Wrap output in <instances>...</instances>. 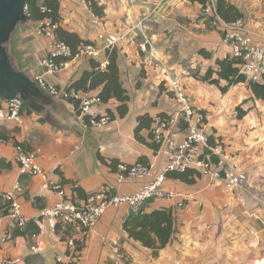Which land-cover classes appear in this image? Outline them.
I'll list each match as a JSON object with an SVG mask.
<instances>
[{
	"label": "crops",
	"instance_id": "crops-1",
	"mask_svg": "<svg viewBox=\"0 0 264 264\" xmlns=\"http://www.w3.org/2000/svg\"><path fill=\"white\" fill-rule=\"evenodd\" d=\"M59 1L63 29L99 48L103 47L98 40L100 32L121 38L116 48L121 81L130 97L129 111L121 118L118 101L102 103L93 107L91 115L108 116L110 110L115 119L104 127H87L79 117L76 103L41 91L43 98L31 105L25 103L28 108L22 112L24 124L17 127L7 121V101L0 100V137L9 140L0 146V192L10 190L21 178L24 194L20 202L28 221L27 231V226L13 230L12 221L3 220L0 264L6 259L18 260L17 264H264V96L262 89L259 95L249 84L231 87L223 94L219 87L195 78L196 68L200 67L203 75L215 66L216 59L229 54L219 32L211 33L216 45L198 47L196 29L205 26L190 21L197 17L200 4L189 0H97L104 7V16L97 17L86 0ZM227 1L244 15L254 42L264 47V0ZM33 27L31 22L20 24L10 43L17 67L31 80L43 73L41 59L51 46L50 40L35 36ZM146 39L150 45L143 52L140 46ZM203 48L212 54L211 58L199 53ZM104 60L106 56L100 60L77 59L58 76L46 79L68 88L91 70L93 61ZM166 75L178 80L198 110L204 112L212 143L221 144L230 155L225 169L244 173L246 184L229 191L222 181L206 176L195 178L194 184L167 177L166 192L190 194L195 199L183 207H177L175 198L157 199L145 205L146 212L167 208L175 214L177 231L173 241L157 258L152 250L125 233L123 225L129 211L124 205L108 208L97 227L88 233L73 228L66 234L54 233L40 216L61 197L44 189L39 176L21 177L14 160L15 143L35 152L48 177L75 202L104 188L116 195H132L146 182L117 183L118 171H113L110 163L151 164L155 176L165 167V154L138 141L135 129L141 116L149 115L156 123L160 114L168 117L178 111L174 95L164 82ZM101 89L85 94L98 96ZM154 124L141 133L148 142ZM185 133L186 126L182 124L177 138L183 139ZM9 230L11 235L2 241ZM69 238L82 240L83 248L76 257L69 252Z\"/></svg>",
	"mask_w": 264,
	"mask_h": 264
},
{
	"label": "built area",
	"instance_id": "built-area-1",
	"mask_svg": "<svg viewBox=\"0 0 264 264\" xmlns=\"http://www.w3.org/2000/svg\"><path fill=\"white\" fill-rule=\"evenodd\" d=\"M27 10V8H26ZM45 12L46 8H42ZM203 14L211 26L220 33L223 46L228 49V56L241 61L240 72L250 84L264 86V47L256 44L253 34L246 21L239 18L235 21H225L218 13L217 1L207 0L202 7ZM58 24H52L50 20H43L34 26V34L39 38L51 41V46L41 59L43 73L35 75L32 81L36 86L52 98L62 101L78 103L79 117L87 127H104L111 122L108 116L93 117V107L101 105L102 101L97 96H88L75 89L61 88L47 81V77H56L77 59L100 60L106 56L107 51L117 49L121 38L100 32L98 40L103 44L102 48L95 45H82L76 54L64 42L59 41L55 36ZM150 41L148 39L140 46L143 52L147 51ZM100 68L104 70L108 64L107 60L99 61ZM164 82L168 85L170 92L178 104V111L173 115L160 118L154 124L151 135L153 141L159 145V150L166 156V165L158 174H153V165L138 163L132 166L118 165L117 183L142 180L146 183L132 195H116L111 189L103 190L88 195L82 202H75L66 197L60 184L53 182L47 173L38 164V156L35 152L28 150L23 144L15 143L14 160L19 166L22 176H39L43 181V188L57 192L61 200L54 206L41 212V219L44 220L54 233L60 227V232H68L71 228L80 230L84 234L94 230L99 224L104 212L111 207L126 206L129 213L138 212L150 200L173 199L177 200V207H183L185 202L193 201L195 197L190 194H173L164 190V182L167 174L173 172H185L188 169L198 171L201 176L212 180L222 181L229 191L242 188L247 182L244 173L233 169H225L222 166L230 159V155L221 144L211 147L208 144V131L206 127V116L201 111L192 108L188 96L178 80L166 75ZM7 121L22 127L24 124L23 100L17 97L7 101ZM186 126V133L183 139L177 138V131L181 125ZM9 140L0 138V146L5 145ZM210 155H206V152ZM217 157L219 165H215L211 157ZM24 194V185L18 179L13 187L0 192V226L5 218H9L13 230H24L27 226V219L23 215L20 198ZM11 229V230H12ZM66 234V233H64ZM11 235L10 230L2 239L5 241ZM76 240H66L69 252L75 254ZM37 251L36 248H32ZM72 255V256H73ZM15 259H6L2 264H17ZM62 263L61 259H58Z\"/></svg>",
	"mask_w": 264,
	"mask_h": 264
},
{
	"label": "trees",
	"instance_id": "trees-1",
	"mask_svg": "<svg viewBox=\"0 0 264 264\" xmlns=\"http://www.w3.org/2000/svg\"><path fill=\"white\" fill-rule=\"evenodd\" d=\"M189 1L191 3H198L202 7L207 4V0ZM86 2L89 4L90 9L95 16H104V7L100 6L97 0H86ZM26 8L27 16L34 26L38 22L43 20H50L52 24H58V27L55 30V36L59 41L64 42L68 47H70L73 51V54H76L78 48L82 45H93L91 41L83 40L78 34L71 33L60 26L62 17L60 14L59 0H28L26 3ZM42 8H46L47 11L44 12ZM217 10L219 15L228 22L235 21L239 18H244V15L227 0H217ZM199 53L207 59L212 57V54L210 52H207L206 50H200ZM106 59L108 61V64L104 70L100 68L99 63L93 61L91 64V70L85 71L81 75V77L70 86V89L88 93L97 90L98 88H102L97 97H99L102 103L105 104L109 103L112 100L118 101L120 103V106L118 107V116L123 118L129 111L128 102L130 101V97L127 90L123 87V83L121 81L118 66V50L113 49L107 51ZM240 66V60L230 56H226L221 59H216L215 66L208 68L205 74L201 75L199 72H197L195 74V78L199 81L219 87L223 94L227 93L231 87L240 84H249L252 89L259 95L260 93H258V91L259 89H262L261 95L264 96V86L248 83L245 76L240 72ZM222 82H225L226 85H223ZM76 106L78 108V103H76ZM26 107L27 105L23 103V110ZM202 113L204 114V112ZM238 114L239 117L242 114L240 108L238 109ZM108 116L111 121L116 117L110 110L108 111ZM159 116L161 118L166 117L165 114H160ZM154 123L155 119H153L149 115L139 117L138 126L135 129V137L138 141L147 144L155 152H157L159 150V145L153 141L152 135L150 136L149 142L145 140V138H143L141 135L144 129H151ZM211 138L212 137L208 135V144L211 147H215L216 144L212 143ZM205 154L210 155V152L207 151ZM101 160L104 163H107L104 158H101ZM211 160L215 165H219V160L217 157L213 156L211 157ZM110 167L113 171L117 172L118 162L112 161L110 163ZM224 170L225 165L222 166L223 173ZM200 176L201 174L198 171L194 169H188L182 173L173 172L167 174L166 178L171 177L188 184H194L195 178H198ZM78 191L80 192V190ZM152 201L153 200H150L146 204ZM145 205L140 211L129 213L124 222L123 229L130 239L140 243L143 247L152 250L153 257L157 258L160 251L165 249L173 241L174 235L177 231L175 214L172 209L167 208L154 210L152 212H146L144 209ZM31 225L32 223L29 224V226ZM36 229L37 232L39 229ZM60 230V227H58L56 229L57 233H60ZM64 233H67V231ZM81 241L82 240L75 242V254L80 253L83 248V244ZM75 254L73 255L74 257H76Z\"/></svg>",
	"mask_w": 264,
	"mask_h": 264
},
{
	"label": "water",
	"instance_id": "water-1",
	"mask_svg": "<svg viewBox=\"0 0 264 264\" xmlns=\"http://www.w3.org/2000/svg\"><path fill=\"white\" fill-rule=\"evenodd\" d=\"M28 0H0V99L20 97L24 103L44 97L35 83L16 65L10 54V43L18 25L30 22L26 13Z\"/></svg>",
	"mask_w": 264,
	"mask_h": 264
},
{
	"label": "rangeland",
	"instance_id": "rangeland-1",
	"mask_svg": "<svg viewBox=\"0 0 264 264\" xmlns=\"http://www.w3.org/2000/svg\"><path fill=\"white\" fill-rule=\"evenodd\" d=\"M217 1V0H216ZM238 1H242V0H238ZM184 20V18H183ZM190 23H202L204 26H205V29H201V28H195L196 29V33H198V35L195 37V40L197 41V45L198 47H200L201 45L203 46H206L207 44H211V45H216L217 41H215L213 38H212V32H215V33H218L210 24V22L206 19V17L204 16L203 14V10H202V7L201 5H198V13H197V17L193 20L191 19ZM19 26V25H18ZM34 29V27H33ZM168 33V32H167ZM219 34V33H218ZM14 35V34H13ZM36 36V35H35ZM38 37V36H36ZM204 49V48H203ZM206 50V49H204ZM207 51V50H206ZM208 52V51H207ZM194 58V56H191L190 59ZM189 59V61H191ZM198 63V62H197ZM200 70V67L196 68V71L199 72ZM182 86V84H181ZM186 92V91H185ZM187 94V93H186ZM188 96V99L190 101V104H191V107L192 108H195L198 110V108L195 106V104L193 103V101L191 100L190 96L187 94ZM200 111V110H199ZM166 180V179H165ZM165 184V182H164Z\"/></svg>",
	"mask_w": 264,
	"mask_h": 264
}]
</instances>
